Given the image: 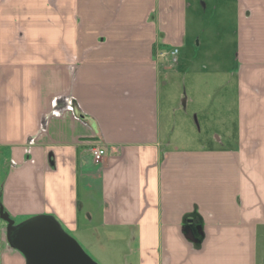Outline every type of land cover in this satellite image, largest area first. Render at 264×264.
Returning a JSON list of instances; mask_svg holds the SVG:
<instances>
[{
	"label": "crops",
	"instance_id": "crops-1",
	"mask_svg": "<svg viewBox=\"0 0 264 264\" xmlns=\"http://www.w3.org/2000/svg\"><path fill=\"white\" fill-rule=\"evenodd\" d=\"M195 4L0 0V204L14 220L101 228L129 264H264V0L220 3L254 118L232 150L164 142L158 53L185 46ZM6 229L0 264H26Z\"/></svg>",
	"mask_w": 264,
	"mask_h": 264
},
{
	"label": "rangeland",
	"instance_id": "rangeland-1",
	"mask_svg": "<svg viewBox=\"0 0 264 264\" xmlns=\"http://www.w3.org/2000/svg\"><path fill=\"white\" fill-rule=\"evenodd\" d=\"M220 3L222 5L223 0H196L187 17L186 42L180 49L178 62L163 59V136L170 149H236L243 144L246 135L244 126L242 134L240 132V120L243 124L254 120L247 111L241 113L242 117L239 111L240 81L235 73L239 69L237 44L235 40L233 43L231 30L224 28L232 24L233 19L230 13L223 14ZM246 83L251 86L250 80ZM244 150L251 152L247 146ZM29 218L16 217L15 220L20 223ZM70 233L98 264H129L126 240L115 241V244L105 238L101 228L95 235L87 232L86 237ZM260 244L263 249V238ZM261 257H264L262 250Z\"/></svg>",
	"mask_w": 264,
	"mask_h": 264
},
{
	"label": "water",
	"instance_id": "water-1",
	"mask_svg": "<svg viewBox=\"0 0 264 264\" xmlns=\"http://www.w3.org/2000/svg\"><path fill=\"white\" fill-rule=\"evenodd\" d=\"M0 219L6 222L10 245L23 254L26 264H98L53 215L16 223L0 204Z\"/></svg>",
	"mask_w": 264,
	"mask_h": 264
},
{
	"label": "built area",
	"instance_id": "built-area-1",
	"mask_svg": "<svg viewBox=\"0 0 264 264\" xmlns=\"http://www.w3.org/2000/svg\"><path fill=\"white\" fill-rule=\"evenodd\" d=\"M159 56L162 57H166L168 56L171 60V63H177L178 62V54H179V48L174 47L170 50H163L160 51ZM91 154L93 156V159L95 162H100L101 160H103V158L105 157V155L107 154V148L101 146V145H93L91 147Z\"/></svg>",
	"mask_w": 264,
	"mask_h": 264
}]
</instances>
